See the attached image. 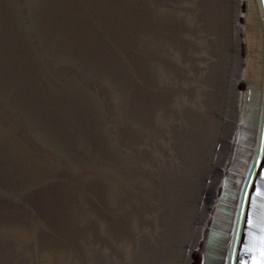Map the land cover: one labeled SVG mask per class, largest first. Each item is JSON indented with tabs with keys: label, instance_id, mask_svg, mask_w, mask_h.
Listing matches in <instances>:
<instances>
[{
	"label": "water",
	"instance_id": "obj_1",
	"mask_svg": "<svg viewBox=\"0 0 264 264\" xmlns=\"http://www.w3.org/2000/svg\"><path fill=\"white\" fill-rule=\"evenodd\" d=\"M243 33V0H0V264H191Z\"/></svg>",
	"mask_w": 264,
	"mask_h": 264
},
{
	"label": "rangeland",
	"instance_id": "obj_2",
	"mask_svg": "<svg viewBox=\"0 0 264 264\" xmlns=\"http://www.w3.org/2000/svg\"><path fill=\"white\" fill-rule=\"evenodd\" d=\"M243 26L240 124L229 146L217 200L203 230L204 243L191 264H199V259L200 264L232 263L242 239L249 191L264 156V0H243ZM243 183V197L237 204V192Z\"/></svg>",
	"mask_w": 264,
	"mask_h": 264
},
{
	"label": "crops",
	"instance_id": "obj_3",
	"mask_svg": "<svg viewBox=\"0 0 264 264\" xmlns=\"http://www.w3.org/2000/svg\"><path fill=\"white\" fill-rule=\"evenodd\" d=\"M242 102L243 97L241 99V107ZM240 117L241 113L239 116V122ZM243 187L244 183L241 189L237 192V198L235 200L237 204L241 202L240 198L243 195ZM235 210L236 209L233 211ZM203 243L204 242L201 241L200 245ZM235 253L234 260L231 264H264V156L253 178L252 189L249 191L242 239L238 244Z\"/></svg>",
	"mask_w": 264,
	"mask_h": 264
},
{
	"label": "trees",
	"instance_id": "obj_4",
	"mask_svg": "<svg viewBox=\"0 0 264 264\" xmlns=\"http://www.w3.org/2000/svg\"><path fill=\"white\" fill-rule=\"evenodd\" d=\"M242 82H243V80H242Z\"/></svg>",
	"mask_w": 264,
	"mask_h": 264
}]
</instances>
